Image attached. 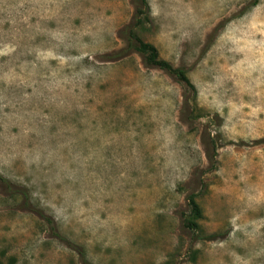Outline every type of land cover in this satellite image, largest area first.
<instances>
[{
  "label": "rangeland",
  "instance_id": "rangeland-1",
  "mask_svg": "<svg viewBox=\"0 0 264 264\" xmlns=\"http://www.w3.org/2000/svg\"><path fill=\"white\" fill-rule=\"evenodd\" d=\"M148 4L192 114L138 53L104 61L132 0H0V264H264V0Z\"/></svg>",
  "mask_w": 264,
  "mask_h": 264
},
{
  "label": "trees",
  "instance_id": "trees-1",
  "mask_svg": "<svg viewBox=\"0 0 264 264\" xmlns=\"http://www.w3.org/2000/svg\"><path fill=\"white\" fill-rule=\"evenodd\" d=\"M132 3L135 6L133 18L120 30V36L125 40V46L118 52L104 55V61L118 60L126 57L132 52L138 53L141 56L142 62L145 67L164 70L171 76L177 78V80H179L185 86L186 98L181 109V114L186 113V110H188L186 114H188L189 111L191 114L196 112L197 89L188 77L187 71L182 67L174 66L171 62L162 58L157 46L149 41H146L138 33V28L150 14L148 0H132ZM190 104H192V109L190 107ZM213 151L214 152L211 155L210 152H208L209 158L212 160V162L217 155L215 149ZM1 180L5 183L9 182L7 178H2ZM15 192L17 194H21L22 197L25 198V200H28V194L24 190L17 188ZM187 204L188 210L182 216L183 227L189 231H192L194 233V236L198 237V239H205L206 237L202 233L203 229L199 222L203 217V210L199 201L197 200L196 192H189L187 194ZM40 210L41 209H37L38 213L40 212ZM44 214L41 213V215L51 223L52 218Z\"/></svg>",
  "mask_w": 264,
  "mask_h": 264
}]
</instances>
